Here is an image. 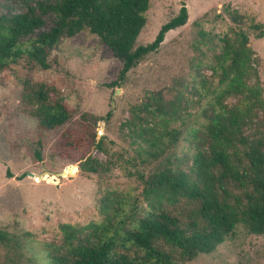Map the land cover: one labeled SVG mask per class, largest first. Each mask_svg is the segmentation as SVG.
I'll return each mask as SVG.
<instances>
[{
  "label": "rangeland",
  "instance_id": "rangeland-1",
  "mask_svg": "<svg viewBox=\"0 0 264 264\" xmlns=\"http://www.w3.org/2000/svg\"><path fill=\"white\" fill-rule=\"evenodd\" d=\"M182 1L185 23L168 30L158 49L115 86L108 83L116 78L120 61L87 28L62 35L47 54V68L20 58L0 71V229L16 239L0 245V264H46L51 245L61 240L60 223L103 222L104 213H113L110 206L101 208L105 197L115 207L118 200L124 210L134 200L140 213L147 201L138 173L146 177L163 166L188 171L194 132L223 86L216 56L239 30L254 53L255 75L247 82L258 85L264 100V33L257 38L248 27L253 21L264 31V0ZM4 2L13 11L25 8L22 0H0V12ZM179 6L180 0H149L134 45L150 42ZM230 9L241 17L237 24L230 21ZM32 82L56 89L69 113L65 123L45 129L27 112L22 93ZM221 101L230 106L236 100L226 95ZM263 124L264 109L256 110L244 133L251 139ZM172 127L180 131L174 146L156 157L142 151L143 140ZM138 128L144 130L141 137ZM86 156L98 160L96 172L79 168ZM184 264H264V236L236 225L213 251Z\"/></svg>",
  "mask_w": 264,
  "mask_h": 264
},
{
  "label": "trees",
  "instance_id": "trees-1",
  "mask_svg": "<svg viewBox=\"0 0 264 264\" xmlns=\"http://www.w3.org/2000/svg\"><path fill=\"white\" fill-rule=\"evenodd\" d=\"M22 2L23 11L2 4L0 71L20 58L47 68V54L59 38L87 28L120 61L116 78L108 83L113 86L146 54L158 49L168 30L187 19L186 6L180 0L177 13L159 26L150 42L134 45L145 23L149 0ZM228 15L232 23L241 19L231 9ZM248 27L256 31L257 38L262 37V24L252 21ZM253 54L247 34L239 30L216 56L218 84L223 86L214 102L208 103L209 112L204 109L201 129L194 132L189 170L163 166L146 177L138 173L141 194L147 201L140 213H136L134 200L124 210L118 200L115 207L105 197L101 208L110 206L113 213H104L103 222L84 227L60 223L61 240L51 245L46 264H184L213 251L236 225L264 236V124L251 139L244 133L255 111L264 109L258 85L247 82L255 75ZM226 95L235 97V103L222 104ZM22 100L42 128L58 127L69 117L56 89L42 82L26 84ZM142 133L144 130L138 128L136 136ZM179 135L174 127L164 129L152 140H143L142 151L159 156L174 146ZM100 141L101 137L94 142L97 149ZM78 163L81 170L89 172H96L99 166L90 156ZM9 242L16 243V239L0 229V245Z\"/></svg>",
  "mask_w": 264,
  "mask_h": 264
},
{
  "label": "water",
  "instance_id": "water-1",
  "mask_svg": "<svg viewBox=\"0 0 264 264\" xmlns=\"http://www.w3.org/2000/svg\"><path fill=\"white\" fill-rule=\"evenodd\" d=\"M43 173V172H42ZM42 173L38 174L41 175ZM47 174H51L50 172H47ZM27 175L33 176L34 174L32 172H27ZM55 176H60V172L54 173Z\"/></svg>",
  "mask_w": 264,
  "mask_h": 264
},
{
  "label": "bare ground",
  "instance_id": "bare-ground-1",
  "mask_svg": "<svg viewBox=\"0 0 264 264\" xmlns=\"http://www.w3.org/2000/svg\"><path fill=\"white\" fill-rule=\"evenodd\" d=\"M44 174H45V173H42L41 175H38V178L42 179V176H43ZM61 174H67V171L65 170V171L61 172Z\"/></svg>",
  "mask_w": 264,
  "mask_h": 264
}]
</instances>
